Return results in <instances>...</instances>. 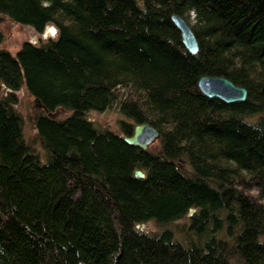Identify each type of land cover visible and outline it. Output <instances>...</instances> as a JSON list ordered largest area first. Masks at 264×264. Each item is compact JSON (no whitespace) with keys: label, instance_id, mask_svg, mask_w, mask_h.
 <instances>
[{"label":"trees","instance_id":"16d2710c","mask_svg":"<svg viewBox=\"0 0 264 264\" xmlns=\"http://www.w3.org/2000/svg\"><path fill=\"white\" fill-rule=\"evenodd\" d=\"M2 16L58 35L0 47V264H264V0H0ZM203 74L247 98L208 96ZM22 88L44 104L43 152L24 135ZM109 108L119 132L88 116ZM142 122L157 147L123 139ZM186 215L188 242L137 228Z\"/></svg>","mask_w":264,"mask_h":264},{"label":"rangeland","instance_id":"374dc122","mask_svg":"<svg viewBox=\"0 0 264 264\" xmlns=\"http://www.w3.org/2000/svg\"><path fill=\"white\" fill-rule=\"evenodd\" d=\"M49 26L50 25H47L45 29H47ZM0 31L2 33L0 40V47L7 48L10 51L17 50L22 44V42L25 40H29L31 42L37 43L42 38L41 32L37 31L32 26L28 24L13 22L11 19L4 16H2L0 20ZM57 35L58 32L53 36H48L43 39H47L49 37L55 38L57 37ZM17 94H18L17 108L24 118L25 138L28 142H30L34 146L36 151L43 152V147L37 136V128L35 126V120H34L35 119L34 109L36 107L34 105L35 97L27 93L25 88L18 90ZM59 108L61 107L56 108V112H58ZM49 112L56 113L54 111L53 112L49 111ZM69 113H70L69 110L61 108V113L59 117L60 118L65 117ZM88 116L90 119L95 121L97 125L101 128H110L118 132L120 131L119 121L121 118H123V115L120 114L117 108H109L104 111L91 110L90 112H88ZM157 144H158V140L154 141L149 148H155V146L157 147ZM251 190L252 193L258 194V190L256 188ZM260 202L264 203V198L260 199ZM186 216L179 218L178 220L166 223L164 225L159 224L154 219H150L146 222L140 223V225L137 226V228L150 233L159 232L165 228H170L171 230H173L176 238L181 239L183 242H188L194 236L189 235L187 233L188 228L186 229V224L189 222L190 218L189 215Z\"/></svg>","mask_w":264,"mask_h":264},{"label":"water","instance_id":"95a60500","mask_svg":"<svg viewBox=\"0 0 264 264\" xmlns=\"http://www.w3.org/2000/svg\"><path fill=\"white\" fill-rule=\"evenodd\" d=\"M171 17L181 31L185 46L191 52H197L199 50V41L190 21L179 13H173ZM56 27L52 25L48 33H46L45 29L41 32V37L45 38L56 34ZM198 83L202 91L208 96H216L227 102L244 100L248 96V88L246 86L239 85L224 75L203 74L200 76ZM34 104L40 107L44 106L38 97L34 99ZM49 114L54 115L51 112ZM160 137L161 133L158 128L149 122L137 123L132 134L123 135L125 141L143 149H149L150 145ZM136 175L144 177L146 173L142 169H137ZM190 211L192 213L194 209L191 208ZM139 225L140 223L137 224V226Z\"/></svg>","mask_w":264,"mask_h":264},{"label":"bare ground","instance_id":"6f19581e","mask_svg":"<svg viewBox=\"0 0 264 264\" xmlns=\"http://www.w3.org/2000/svg\"><path fill=\"white\" fill-rule=\"evenodd\" d=\"M194 12L193 11H191V15H194L193 14ZM189 19H191L190 17H189ZM192 21V20H191ZM51 26L52 25H50L47 29H46V33H48L49 31H50V29H51ZM54 27H56L55 25H54ZM56 32L58 31V29H57V27H56V30H55ZM223 101V100H222ZM60 113H61V108H59L58 109V112H56V113H52V114H54V115H50L51 117H54V118H59V116H60ZM158 140V139H157ZM156 140V141H157ZM191 209V208H190ZM194 209V211L192 212V213H194L195 211H196V209L195 208H193ZM190 211V210H189ZM191 212V211H190ZM187 217V216H186Z\"/></svg>","mask_w":264,"mask_h":264}]
</instances>
